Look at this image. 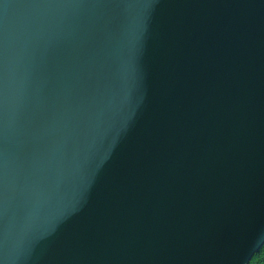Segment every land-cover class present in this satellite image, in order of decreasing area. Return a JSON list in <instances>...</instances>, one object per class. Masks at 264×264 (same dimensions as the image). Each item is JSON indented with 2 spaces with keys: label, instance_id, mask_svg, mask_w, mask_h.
<instances>
[{
  "label": "water",
  "instance_id": "water-1",
  "mask_svg": "<svg viewBox=\"0 0 264 264\" xmlns=\"http://www.w3.org/2000/svg\"><path fill=\"white\" fill-rule=\"evenodd\" d=\"M263 244L264 0H0V264Z\"/></svg>",
  "mask_w": 264,
  "mask_h": 264
},
{
  "label": "trees",
  "instance_id": "trees-1",
  "mask_svg": "<svg viewBox=\"0 0 264 264\" xmlns=\"http://www.w3.org/2000/svg\"><path fill=\"white\" fill-rule=\"evenodd\" d=\"M248 264H264V244L251 258Z\"/></svg>",
  "mask_w": 264,
  "mask_h": 264
},
{
  "label": "bare ground",
  "instance_id": "bare-ground-1",
  "mask_svg": "<svg viewBox=\"0 0 264 264\" xmlns=\"http://www.w3.org/2000/svg\"><path fill=\"white\" fill-rule=\"evenodd\" d=\"M250 262V261H249Z\"/></svg>",
  "mask_w": 264,
  "mask_h": 264
}]
</instances>
